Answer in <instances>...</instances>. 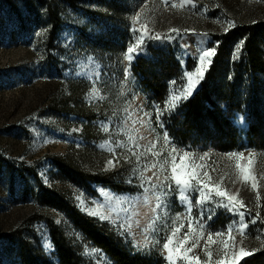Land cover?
Returning a JSON list of instances; mask_svg holds the SVG:
<instances>
[{
  "label": "rangeland",
  "instance_id": "rangeland-1",
  "mask_svg": "<svg viewBox=\"0 0 264 264\" xmlns=\"http://www.w3.org/2000/svg\"><path fill=\"white\" fill-rule=\"evenodd\" d=\"M173 4L177 6L172 7ZM229 22L234 26L229 27ZM141 26L147 27L143 44L129 61L127 49L136 44L141 34L133 29ZM252 26L257 27L256 32L249 30ZM263 27L264 0H167V3L165 0H0V264H60L51 236L53 227L71 243L80 264H97L95 258L85 255V246H95L61 212L39 203L41 188L65 196L79 213L95 220L130 255L167 264L164 259L167 253L161 251V246L172 226V218L180 216L175 221L176 227L184 222L179 238L187 231L185 207L175 194L165 197V202L171 203L166 217L160 221V225L169 227L150 233V239L159 242L142 251L134 244L145 241L141 230L155 215V198L146 205H137L134 221H139V227L133 223L134 239L129 240L118 235L108 221L88 215L79 206L78 198L94 204L102 196L108 204L105 190L133 196L140 190L141 182L133 172L136 157L118 148L113 158L112 153L100 147L109 139L126 142L124 135L116 131L121 126L134 131L138 138L144 137L137 141L142 151L156 141L157 135L161 137L156 149L159 150L166 131L171 139L169 148L175 145L197 156L207 153L206 159L198 163L207 166L213 181L220 183L224 177L223 187L231 194L238 193V199L247 209L245 220L260 214L257 223L245 229V235L233 233L237 264L263 256L264 144L251 145L248 128L253 125L257 138L264 143V73L245 71L247 40L250 36L258 40L264 37ZM170 29H179L180 34L173 32V38L168 39ZM157 33L161 39L149 38ZM238 33L242 37L231 38ZM201 41L203 48L215 47L212 63L192 95L175 110L163 113L161 127L156 124L155 106L163 109L166 97L173 91L178 93L181 85L186 84L184 74L198 66L194 57ZM221 47L226 48L223 62L219 63L226 68L224 91L231 89L230 104L217 101L210 88L214 82L209 75L212 70L218 72ZM259 47L264 62V40L259 41ZM185 51L188 55L181 61L178 57ZM155 54L171 55L174 61V70L160 79L163 88L156 97L143 85L141 75L133 67L138 59L152 62ZM126 72L130 74L125 76ZM205 85L227 123L220 122V130H216L203 111L204 117L198 119L203 126L201 136L193 134L176 141L172 127L179 128L177 123L183 117L185 104ZM93 87L99 90L102 99L90 96ZM238 116L245 118L243 125L237 122ZM149 119L151 127L147 123ZM134 120L137 123L133 129ZM101 121L107 125V132L100 127ZM230 133L234 135L233 144L227 140ZM232 151H244L245 156L249 151L255 153L259 201L257 190L236 178L233 162L225 156ZM109 159H113L114 167L108 165ZM152 159L145 153L141 164ZM68 163L102 181L88 182V188L75 186L59 170ZM157 171H148L145 176L152 177L156 183L153 173ZM164 175L167 171L161 174V179ZM129 180L131 184L127 183ZM191 195L192 216L198 217L202 210L196 205L198 193ZM113 205L119 210L118 204L113 202ZM203 207L215 212L210 221L207 214L203 220L212 229L225 231L238 219L223 207L216 208L213 204ZM206 239L207 231L190 255L205 260ZM187 246L191 247V243ZM222 247L219 242L210 245L213 261L223 258L216 255L217 248ZM241 248L250 254L240 255Z\"/></svg>",
  "mask_w": 264,
  "mask_h": 264
},
{
  "label": "snow or ice",
  "instance_id": "snow-or-ice-1",
  "mask_svg": "<svg viewBox=\"0 0 264 264\" xmlns=\"http://www.w3.org/2000/svg\"><path fill=\"white\" fill-rule=\"evenodd\" d=\"M187 2V0H186ZM167 3V0H165ZM177 5L173 4L172 7ZM137 19L139 17L137 16ZM234 24L229 22V27H233ZM134 32L139 31L141 34L137 37V42L133 47L127 49V59L131 61L132 53L141 49L145 38V32H147L146 26L141 28L133 29ZM186 32L190 30H185ZM227 31V29H226ZM175 32L177 35L180 34L179 29H170L168 39H172L171 33ZM206 35V34H201ZM151 39H161L160 34L150 36ZM203 41L197 43L198 55L194 59L198 60V66H194L193 71L185 73L186 84L181 85L180 91L177 93L173 91L168 97L163 109L159 105L155 106L156 124L163 126V121L160 117L164 112H170L175 110L178 104L182 100H186L192 95L197 84L204 78L208 67L212 63V57L216 54L215 47L203 48ZM187 47L186 45L184 46ZM242 47V43L240 45ZM240 49L236 51L237 58L239 57ZM188 55L185 51L178 59L183 61V56ZM130 73L126 72L125 76ZM175 84L176 82L173 81ZM90 96L95 99H102L99 90L95 87L92 88ZM145 116H149V113H144ZM237 122L241 125L244 124L245 118L243 116L237 117ZM137 121H133V129ZM149 127H151V120L147 121ZM100 127L104 131H108V127L104 121H101ZM155 131V129H152ZM117 133L123 134L125 141L116 140L113 142L111 139L107 140L100 147L113 154V158L116 156V150L118 148L126 149L131 156L136 157V167L133 169L134 174L138 175L140 180L139 191L135 196L132 194L114 193L111 190H105L104 196L107 197L109 203H104V197L102 196L96 203H86L82 198H78L79 206L82 211L87 212L88 215L94 216L100 221H108L116 230L117 234L126 240L134 239V233L132 231L133 223L136 227H139V221L135 220L134 217L138 215L136 211L137 205L143 203L148 204L152 198H155V215L149 223L141 230L145 236L143 244L136 243L134 247L138 251H142L149 245L158 243V240L153 241L150 239L149 234L161 230V228H168L167 224L160 225V221L167 215V209L171 201L165 202V197L175 194L177 199L185 207V216L187 218V231L183 234L182 239L178 237L181 229L184 228V222L181 221L179 227L175 226V221L180 220V216L172 218V226L164 237V243L161 246V251L166 252L164 259L167 264H177L178 261H183V264H237L238 257L235 254L233 245L235 243L233 233H239L245 235V229L249 227V224H256L257 220L260 219V214L257 213L250 221L245 220L246 206L244 202L238 199L237 194H231L229 190L222 185L224 177L220 178V183L212 180L206 170V165L198 163V161H204L208 156L207 153L197 156L191 151H183L178 149L175 145L169 148L171 139L169 134L165 131L162 135L163 146L157 149V143L161 139L157 135L156 141L152 142L150 146L143 151L141 150L140 144L137 142L138 139H144L143 136L139 138L134 131H130L123 126L117 128ZM167 152V156L164 153ZM150 154L153 159L151 161H145L141 164V157L145 154ZM163 156V159L161 157ZM226 158L232 163L236 178L245 184H250L251 188L257 190L256 199L259 201L260 196L258 193L257 176L254 174L255 164V153L252 151L248 152V155H244V151H232L225 154ZM127 159V157H126ZM108 165L114 167L113 159L108 160ZM157 169V172L153 173L156 178V183H153L152 177H146L145 173ZM167 171V175L161 179V174ZM172 182V183H169ZM127 183L131 184L129 180ZM173 183L175 185V192H173ZM192 193H198L196 197V205L202 210L198 217L192 216ZM113 202L119 205V210H116ZM205 204H213L216 208L223 207L228 210L233 216L238 219L232 221L225 231L212 229L210 225L203 222L205 214L210 221L215 215L212 208H204ZM94 210H89V209ZM244 209V210H241ZM123 215V219L121 218ZM56 223H60L59 220ZM207 231V239L205 240V246L203 249L205 260H201L199 256L190 255L193 250L199 246V242L204 238L205 232ZM264 231V229H262ZM46 235V233H44ZM214 237L216 239H214ZM219 242L223 247L217 248L216 255L223 257L213 261V252L210 250V245ZM191 243V247L187 245ZM250 252H246L243 248L240 249V255H247ZM85 255L90 258H95L97 264H110L102 250L95 247L85 246Z\"/></svg>",
  "mask_w": 264,
  "mask_h": 264
},
{
  "label": "trees",
  "instance_id": "trees-1",
  "mask_svg": "<svg viewBox=\"0 0 264 264\" xmlns=\"http://www.w3.org/2000/svg\"><path fill=\"white\" fill-rule=\"evenodd\" d=\"M249 30L251 32H256L257 27L252 26ZM228 36L225 38H228ZM232 36L233 37L231 38H239V36L242 37V33ZM257 40L258 39L256 37L251 36L247 40L248 59L245 71L247 70L252 73L261 72L262 74L264 73V62L261 59L259 41L264 40V37L261 36L259 40ZM225 50L226 48L222 49L221 47L220 55L217 58L218 61L216 60L218 63L217 71L219 73L216 71L213 72L212 70L209 78L211 79V82H214L213 86L211 84L210 88L213 91L211 93H213L215 99L217 101L221 100L230 104V102H232L231 89L224 91V73L226 68L223 66V63H219L220 61L223 62V58L226 54ZM173 65L174 61L171 55L155 54L152 62L138 59L133 67L134 70L141 75L143 85L147 87L152 96L156 97L163 88V84H160V79L166 78V74L174 70ZM129 67L131 68V63L129 64ZM215 79H217V81ZM208 90L209 87L205 85L204 89H202L185 104L183 117L177 123L179 128L178 126H175L171 129L172 135L176 141L185 140L193 134L198 138L201 136L203 126H201L198 119L204 117L202 114L203 111L207 117L211 119L216 130H220V122L222 125L227 123L224 119H222V111L218 108L217 104L210 99L211 93L208 92ZM255 130L256 129L253 125L249 126V143L254 146L264 144L262 143L263 141L261 138H257ZM227 140L230 144H233L234 135L230 133ZM68 164L69 165L61 166L59 170L75 186L88 188V182L102 181V179H97L98 177H93L89 174L83 173V171H80L78 168L70 166V163ZM38 201L42 206L51 207L61 212L71 222L75 229L82 233L87 241L91 242L96 248L102 250V252H104L114 264H156L152 258H146L140 255H130V253L122 249L118 241L107 234L95 220L89 219L79 213L72 204L66 201L65 196H61L54 191H48L41 188ZM51 236L60 264H80L78 259L75 257V249L72 247L71 243L63 237L58 229L53 227L51 229ZM245 264H264V255L260 257L254 256Z\"/></svg>",
  "mask_w": 264,
  "mask_h": 264
}]
</instances>
